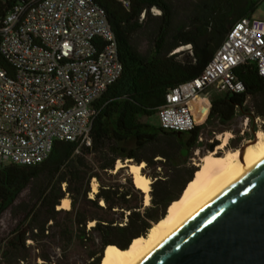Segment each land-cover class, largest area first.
I'll use <instances>...</instances> for the list:
<instances>
[{
    "label": "trees",
    "instance_id": "1",
    "mask_svg": "<svg viewBox=\"0 0 264 264\" xmlns=\"http://www.w3.org/2000/svg\"><path fill=\"white\" fill-rule=\"evenodd\" d=\"M19 1L0 0V19ZM93 1L105 11L122 73L93 104L97 115L91 126L90 148L79 147V154H75L78 144L55 142L48 157L39 164L8 163L0 167V235L7 233L0 240V264H30L32 251L35 262L63 264L52 259L50 247L44 252V245H40L50 238L65 245L77 242L87 250L85 264H100L107 246L125 250L134 239L145 236L152 224L180 199L181 191L197 171L194 167L187 169V178L172 193L182 153L187 157L198 148L197 137L206 124L227 127L236 112H244L249 104L245 114L261 119L264 129V78L258 76L253 64L234 70L244 85V93L212 98L205 123L192 132L178 136L141 121L142 117L157 116L168 91L196 78L232 26L242 18L252 17L263 0H197L187 5L183 19L178 21L171 0H126L128 9L117 0ZM152 9L160 15L150 14ZM139 33L151 41L147 57L133 45ZM182 47L186 51L172 54ZM131 140L133 148L126 149L124 145ZM87 156H91L92 163ZM126 160L146 167L162 165L175 172L165 180L154 174L150 204L142 210V195L133 189L131 179L121 187L105 186L102 180L105 176L111 179L109 173L114 171L115 163ZM92 178L98 182V191L89 199ZM66 196L72 208L63 213L56 209ZM62 213L68 221L59 226L56 218ZM4 215L11 219L2 225ZM114 216L125 222H114ZM88 223L93 226L86 230ZM28 241L32 246L26 244Z\"/></svg>",
    "mask_w": 264,
    "mask_h": 264
},
{
    "label": "built area",
    "instance_id": "2",
    "mask_svg": "<svg viewBox=\"0 0 264 264\" xmlns=\"http://www.w3.org/2000/svg\"><path fill=\"white\" fill-rule=\"evenodd\" d=\"M117 1L129 8L128 1ZM244 64H253L264 78V19L238 20L202 72L166 93L157 113L159 128L192 132L197 124L191 103L206 100L208 115L210 87L243 94L234 70ZM121 73L114 34L93 0H20L0 19V162L39 164L55 142L78 144L75 154L79 147L90 148L93 104ZM94 185L92 178L90 190Z\"/></svg>",
    "mask_w": 264,
    "mask_h": 264
},
{
    "label": "water",
    "instance_id": "3",
    "mask_svg": "<svg viewBox=\"0 0 264 264\" xmlns=\"http://www.w3.org/2000/svg\"><path fill=\"white\" fill-rule=\"evenodd\" d=\"M136 264H264V157Z\"/></svg>",
    "mask_w": 264,
    "mask_h": 264
},
{
    "label": "rangeland",
    "instance_id": "4",
    "mask_svg": "<svg viewBox=\"0 0 264 264\" xmlns=\"http://www.w3.org/2000/svg\"><path fill=\"white\" fill-rule=\"evenodd\" d=\"M171 1L177 9L178 18L176 19V21H178L179 19H183L184 14H185L184 9L187 8V5L191 3H195L197 0H171ZM252 18L264 19V1L262 2L258 10L252 15ZM133 45L136 48V50L143 56L147 57L151 52L150 51L151 41L144 33H139L134 36ZM185 49H186L185 47L177 49L173 52V54L179 53L181 51H186ZM181 58L182 57H179L178 59L181 60ZM224 94L225 93L217 91L214 87H210L206 91V98L208 102L210 103V100L212 98L220 97V96H223ZM206 104H207V101L203 100L202 98H198V99L196 98L191 103V111L194 114V119L197 125H201L205 123L207 119V115H206L207 105ZM247 109L249 110V104H246V106L244 107V112H241V111L236 112L233 121L227 127L219 126L217 124H206L203 127V129L200 132L202 134V142L198 145V150L196 149L193 150L192 153L189 156H187L188 158L185 157L184 153H182V159L179 162L178 172H176L178 176L177 183H176V187L174 186V188L171 189L172 193H175L178 187L180 186V184H182L184 180L187 178V169L191 167H194L197 169L199 160L207 156L209 153L213 152L217 147H219L222 143L221 138L224 135L227 134L229 136V139L226 142L225 147L222 150L218 151V156H223L224 153H232L236 151L239 147L243 146L245 143L251 142L257 132H262L264 134V129L262 128L263 123L261 119H260L261 122L254 123L253 119L249 118L246 123V126L243 125L244 119L247 115L245 114L247 113ZM141 121L147 126L152 127V128H158V125H159L157 116L142 117ZM240 133H242V136H240L241 135ZM209 141H212V143H209ZM210 145H215L212 151H210L209 149ZM124 147L126 149L133 148V141L132 140L129 141L128 143L124 145ZM154 160H157V159H154ZM116 163L114 166V171L109 173L112 175V178L108 180L106 176L104 178L102 177V180L104 181L105 186L118 185L119 187H121V185L124 184V181L126 179H131V176L127 173L126 168H121L119 170L115 169ZM123 163L128 164L132 162L130 160H126ZM184 163H186V166H183ZM1 164H6V162H3V163L0 162V166ZM141 173L146 178H148L150 182H152V180L154 179L153 178L154 174H157V176H159L161 180H165L166 178L170 179L172 175H174L175 172H173L169 168L162 167V165H155L154 167H146V165H144V169L141 171ZM97 185H98V182H97ZM133 189L135 191H138L134 187ZM97 191H98V186L96 188V193ZM150 192H151V186H150L149 194ZM89 193H92V190H90ZM141 195H142L141 210H142L146 208L147 206L144 205L143 194ZM89 196L90 195H88V197ZM65 198L69 200V197L66 196ZM93 198H89V199H93ZM71 208H72L71 202L69 200V209L67 211H70ZM86 210L88 212H91V210H89L88 208H86ZM61 211H64L63 213L66 212L65 210H61ZM63 213L60 214L56 218V224L59 226L63 225L66 221H68V217ZM10 219L8 218L7 215L6 216L4 215L1 219V224L3 225L9 222ZM113 219H114V222L116 223L123 224L125 222V219H123L122 221H119L117 216H114ZM11 221H12L11 223L14 225L15 223L14 220H11ZM48 225H50V223ZM91 227L92 226H90L88 223L86 226V230H88ZM6 234H7L6 232L1 234L0 240L3 239L6 236ZM26 244L32 246V244L29 241ZM40 245H44V248H43L44 252L47 251L46 247H50L49 248L50 249L49 251L51 252L50 255L52 256V259L55 262L57 261L58 263H63V264H73V263L85 264L87 250L81 247L75 241H72L71 243L65 245L64 243H59L57 239L50 238V239H46L42 241ZM62 248L65 249L64 253L62 252ZM35 260H36L35 252L32 251L31 259L29 261L30 264H40V261L35 262Z\"/></svg>",
    "mask_w": 264,
    "mask_h": 264
},
{
    "label": "bare ground",
    "instance_id": "5",
    "mask_svg": "<svg viewBox=\"0 0 264 264\" xmlns=\"http://www.w3.org/2000/svg\"><path fill=\"white\" fill-rule=\"evenodd\" d=\"M255 138L256 142L246 147L243 158L240 159L238 149L218 156V151L225 147L229 139L227 134L224 135L221 138V145L199 160L196 173L186 184L180 199L174 202L169 209L167 207L168 211L165 216L152 224L145 236L134 239L125 250L116 246H107L101 255L100 264H136L209 200L264 157V134L257 132ZM144 165V163L124 164L117 161L115 169H127L133 187L143 194L144 205L148 206L151 182L141 173ZM95 193L96 187L92 186L89 198H93ZM68 209L69 200L64 198L57 206V210L67 211ZM89 225L93 226L92 223Z\"/></svg>",
    "mask_w": 264,
    "mask_h": 264
},
{
    "label": "crops",
    "instance_id": "6",
    "mask_svg": "<svg viewBox=\"0 0 264 264\" xmlns=\"http://www.w3.org/2000/svg\"><path fill=\"white\" fill-rule=\"evenodd\" d=\"M198 101V100H197ZM201 102V101H200ZM143 123V122H142ZM158 127H159V125H158Z\"/></svg>",
    "mask_w": 264,
    "mask_h": 264
}]
</instances>
